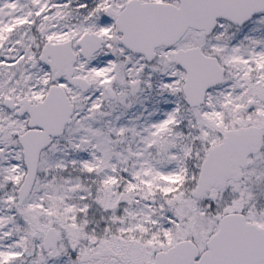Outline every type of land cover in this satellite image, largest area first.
Listing matches in <instances>:
<instances>
[{
  "label": "snow or ice",
  "instance_id": "snow-or-ice-1",
  "mask_svg": "<svg viewBox=\"0 0 264 264\" xmlns=\"http://www.w3.org/2000/svg\"><path fill=\"white\" fill-rule=\"evenodd\" d=\"M0 264H264V0H0Z\"/></svg>",
  "mask_w": 264,
  "mask_h": 264
}]
</instances>
